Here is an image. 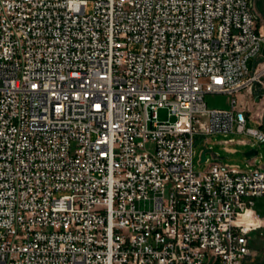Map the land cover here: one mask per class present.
<instances>
[{"label": "built area", "instance_id": "obj_1", "mask_svg": "<svg viewBox=\"0 0 264 264\" xmlns=\"http://www.w3.org/2000/svg\"><path fill=\"white\" fill-rule=\"evenodd\" d=\"M262 42L253 0H0V262L244 264L264 166L197 172L194 140H264L205 102Z\"/></svg>", "mask_w": 264, "mask_h": 264}, {"label": "rangeland", "instance_id": "obj_2", "mask_svg": "<svg viewBox=\"0 0 264 264\" xmlns=\"http://www.w3.org/2000/svg\"><path fill=\"white\" fill-rule=\"evenodd\" d=\"M253 6L257 19L260 23H264V0H253ZM133 48H138V45H133ZM247 65L253 78L246 83V86L240 92L233 94L208 92L205 95V102L208 108H232V101L235 100V107L246 110L250 115L247 126L259 127L264 123V42L261 43L260 53L247 59ZM159 116L162 120L167 119L169 117L167 108H160ZM231 137L234 141L228 143V145L236 148V151L233 152L226 151L224 148L225 140ZM241 139H245L248 143H241L239 141ZM252 142L258 149V153L249 157L245 153L253 147ZM205 149H208L206 156L209 157V160L201 161V153ZM216 152L220 153L225 161L239 163L244 169L257 165L264 166V140L256 141L252 135L235 130L227 134L224 132L195 134L194 170L197 172L205 170L214 157L213 153ZM253 159L255 160L253 161ZM254 209L256 214L264 215V195L255 198ZM248 236L253 254L246 259L244 264H264V226L250 231ZM0 264L2 263L0 262Z\"/></svg>", "mask_w": 264, "mask_h": 264}, {"label": "crops", "instance_id": "obj_3", "mask_svg": "<svg viewBox=\"0 0 264 264\" xmlns=\"http://www.w3.org/2000/svg\"><path fill=\"white\" fill-rule=\"evenodd\" d=\"M228 147H229V149H226V144L224 145V148H225V150L226 151H230V152H233V151H236V148L235 147H231L230 145H227ZM253 147H255L254 145H253ZM252 148V147H251ZM256 148V147H255ZM213 155H214V157L211 159V161H210V163L209 164H211V163H213V162H216V161H219V162H230V161H225L224 159H223V156L220 154V153H218V152H216V153H213ZM209 158V157H208ZM255 159H253V161H254ZM209 166V165H208ZM255 210V209H254ZM243 218V220H246V221H251V211L249 210L247 213H245V215H244V217H242Z\"/></svg>", "mask_w": 264, "mask_h": 264}, {"label": "water", "instance_id": "obj_4", "mask_svg": "<svg viewBox=\"0 0 264 264\" xmlns=\"http://www.w3.org/2000/svg\"><path fill=\"white\" fill-rule=\"evenodd\" d=\"M207 150L208 149H205L204 151H202V153H201L202 160H205L206 159V151ZM257 153H258V149L255 148V147H252L248 151H246L245 154H246V156L252 157V156H255Z\"/></svg>", "mask_w": 264, "mask_h": 264}, {"label": "trees", "instance_id": "obj_5", "mask_svg": "<svg viewBox=\"0 0 264 264\" xmlns=\"http://www.w3.org/2000/svg\"><path fill=\"white\" fill-rule=\"evenodd\" d=\"M262 126H264V123H262Z\"/></svg>", "mask_w": 264, "mask_h": 264}, {"label": "bare ground", "instance_id": "obj_6", "mask_svg": "<svg viewBox=\"0 0 264 264\" xmlns=\"http://www.w3.org/2000/svg\"><path fill=\"white\" fill-rule=\"evenodd\" d=\"M245 215V214H244ZM244 215L242 217H244Z\"/></svg>", "mask_w": 264, "mask_h": 264}]
</instances>
